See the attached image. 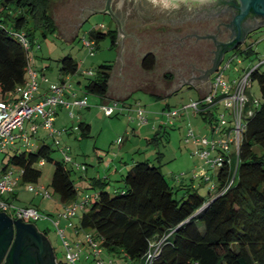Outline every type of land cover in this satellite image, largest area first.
I'll list each match as a JSON object with an SVG mask.
<instances>
[{
    "label": "trees",
    "instance_id": "obj_1",
    "mask_svg": "<svg viewBox=\"0 0 264 264\" xmlns=\"http://www.w3.org/2000/svg\"><path fill=\"white\" fill-rule=\"evenodd\" d=\"M53 1L0 0L3 100L15 99L17 87L28 80V53L36 31L40 29L43 34L56 31L50 12ZM20 33L25 34L29 49L17 37ZM89 33L94 45L106 36L113 46L116 43V30ZM251 52L252 45H246L245 49L235 51L234 57ZM153 62L154 56L148 54L142 66L148 70ZM59 71L77 74L79 64L66 56L60 60ZM112 71L113 65H100L95 75L87 76L86 93L107 97ZM252 81L259 86L260 98H253L248 91L238 149L232 151L231 144L228 154L217 155L222 159L215 167L216 183L205 197L199 194L193 181L186 183L177 178L171 184L160 165L149 160L135 162L112 192L107 189V180L93 179L90 185L96 191L76 229L93 232L100 249L123 259L124 264H264V71L260 66L252 70ZM196 114L207 121L214 135H218L216 131L228 133L233 129L232 117L224 129H218L219 119L213 123L211 106L206 105ZM79 129L81 138L89 136V124L81 122ZM166 133V129L156 133L149 142L165 137ZM51 149L50 144L43 143L36 152L15 153L10 160L23 171L22 180L27 184L39 181L40 161L53 162L55 171L48 187L52 189L51 196L65 208L74 204L78 190L71 170L65 162L52 158ZM200 177L207 182L211 180L206 173Z\"/></svg>",
    "mask_w": 264,
    "mask_h": 264
},
{
    "label": "rangeland",
    "instance_id": "obj_2",
    "mask_svg": "<svg viewBox=\"0 0 264 264\" xmlns=\"http://www.w3.org/2000/svg\"><path fill=\"white\" fill-rule=\"evenodd\" d=\"M65 1L69 0H54L50 6L53 20L59 28L56 4ZM112 20L113 19L108 15L93 13L89 18L81 21V27L78 29V34L77 36H74L72 40L60 36L57 30L55 32H47L46 34H43V32L38 29L36 31L32 48L29 49L28 53L31 66L38 73V81L41 80L45 86H50L52 83H58L60 60L66 56H70L79 64L80 71L91 70L95 75L100 65L107 64L113 65V74L116 56L119 54V48L117 49L112 45L113 43L111 42L110 37L106 36L103 39L96 41L93 54L91 53L90 48L84 44V40H94L89 33L91 31L93 34H106L109 31H114ZM256 40V43L251 41L247 44V46L252 45V52L249 55L238 54L237 57H234V52H229L226 55L222 62V75L226 82H230L233 77L236 78L242 76L244 70H247L248 68L252 69L259 65L260 62L264 61V34H260ZM245 48L246 47L243 49ZM260 70L264 71V64L260 65ZM43 72H45L46 79L42 80ZM71 85L75 88L77 86L76 84H73V82H71ZM248 91L253 98H260V90L256 81L250 83ZM153 95L159 97L156 99ZM153 95L148 94L143 90H135L125 98V101L129 103L139 102L145 111V108H147L149 114L147 111L146 114L148 118H151V123L160 121L159 119L161 116L165 118V121L162 124L164 125V128L167 129L168 133H166L165 137L158 138L157 141L149 142L148 140L142 139L143 144H138L136 146H133L130 142L134 139L132 137L127 145L132 146L134 150L138 148L140 153H130L129 157L133 160H130L129 162H141L147 158V160L155 165L161 166L163 173L171 184L177 182V178L186 183L193 181L196 187H198L199 194L202 197H205L209 188L216 183L215 174L217 173V169L208 167L204 164L205 161L196 155L197 148L194 150L192 147V144L195 143L193 138L188 137V131L191 129L194 131L196 137H206L211 142H218L219 135L223 134L219 133V135H216L214 138V132L210 129L207 121H205L201 115L195 114L192 109L186 108L192 102L200 100L198 91L195 90L191 84H183L175 92L167 96ZM87 97H89L90 100L89 107H75L71 105V109H61L59 115L55 116V118L62 123L60 128H57L56 126L54 127L56 136L53 137L50 135L49 130L46 129L40 133L44 138H47L48 144L51 145V155L55 161L64 163L65 154L71 157L72 162L65 163L64 165L67 169L71 170L72 179L77 185L80 183L79 176L81 174L84 176L88 173L90 177L95 173L97 170L96 168L99 165H102V169L104 170L106 168L104 161L113 159L112 156L116 152L119 153V158L115 159V161L123 160V157H126V149L124 150L123 148L120 150V145L116 143L117 138L112 142L114 139L113 137L117 136L119 130L126 124L130 123L132 125L135 123L137 126H140L137 121L134 123L129 122L127 112L121 117H106L99 106L95 107L92 105V102L96 97L91 94H87ZM0 100H2L1 95ZM6 100L9 101L11 99L6 98ZM72 101H70V103H72ZM162 109L178 111L179 115L176 118L169 119L166 116V113L169 110H167L165 114H162L160 111ZM152 111L160 112H158L159 114L157 113L154 115L151 114ZM211 111L213 112V123H216L214 122L215 119H219L223 114L226 115L225 119L227 122L231 120L229 112L225 109L224 100H220L211 106ZM70 112H73V117H71ZM130 112L134 114V110H130ZM78 115L79 117L80 115H86L88 119L93 121L92 132L86 138H81L79 131L76 130V125L79 119ZM171 120L173 124L175 123L174 126L173 124L169 125V121ZM230 124H232V122ZM225 138L226 137H223V139ZM41 140L40 137L36 136L35 138H31L29 143L19 141L14 145L9 146L3 152H0V168L7 164L9 170L17 172V167L11 162L10 157L14 156L15 153L21 154L25 152L28 154L30 151L36 152L42 145ZM236 148V144H232V151H235ZM219 149L220 145L218 144L216 148L217 151H213L211 156H215L219 153ZM160 153L164 154V157H161L162 155ZM82 164L86 165L87 171L81 170L83 166ZM38 166L42 175L37 183L24 184L19 186V188L17 187L20 190L18 198L9 195H5L3 198L5 200L9 199V202L20 207L38 208L33 205H39L40 211L43 212V215L46 216V218H41L36 224L38 228L46 234L50 241L51 247L57 258V264H65V247L63 239L54 222L58 221L60 223V228L65 231V239L71 245H75L79 240H84L85 232L81 229L82 233L79 235L75 232L76 228L68 226L67 223L69 220L62 217L64 207L54 197H43L42 193L37 195L35 192H30L28 190L29 185H33L35 188L42 185L47 187L48 191L52 193V189L48 186L51 183L55 171V164L44 160V163L39 164ZM193 167L198 168L196 174L191 172ZM3 172H0V176ZM203 172L206 173L207 177L211 178L210 181L207 182L205 178L203 179L204 181L200 179L201 173ZM118 181L119 180L116 179L109 182V185H107L108 191L112 192L114 187L120 184ZM95 191V189H87V196L78 200L76 208L78 211L77 215H82V213L88 209L86 205L81 206V204L87 199L86 197L92 199V195ZM32 202H34L33 205ZM71 219L75 222L77 221V216ZM72 231L74 232L73 235ZM83 248L81 264H95L96 261L94 260L92 249L88 245L83 246ZM89 254L90 258L87 259ZM101 254V259L105 264H110L111 262L113 264H124L123 259L109 256L103 251Z\"/></svg>",
    "mask_w": 264,
    "mask_h": 264
},
{
    "label": "built area",
    "instance_id": "obj_3",
    "mask_svg": "<svg viewBox=\"0 0 264 264\" xmlns=\"http://www.w3.org/2000/svg\"><path fill=\"white\" fill-rule=\"evenodd\" d=\"M21 43L26 49H29L28 40L25 37V34L20 33L17 35ZM84 44L88 46L93 54L94 51V42L84 40ZM261 64H264V61L260 62L259 65L255 66L257 68ZM228 66V65H227ZM246 71L239 78H237L232 84L226 82L222 75V64L219 67V70L214 74L211 82V92L205 96L204 99L199 101H194L189 104L186 108L192 109L196 114L205 109L206 105L213 106L220 100H224L225 109L228 110L231 114L233 120V129L228 133L222 131H216L219 135V141H209L206 137H196L193 130L188 131V137L194 139L195 143L201 145L196 151V155L202 158L205 161V164L210 167H217L221 161V157L217 155H222V152L225 154L229 153L231 144H236L237 149L239 145L240 136L244 129L242 117L244 113L245 105L248 101V88L250 85V75L252 70ZM84 75L92 76L93 71H84ZM27 77L28 80L24 85H20L16 89L17 97L15 99L0 100V152L6 150L9 146L14 145L15 142L22 137L25 142L29 143V138L22 134L24 124L28 120L40 119L41 126L49 130L50 135L53 137L56 136L54 130V122L57 111L61 107L69 108L71 105L78 107H87L88 98L86 96L82 98H74L72 103L67 102L65 99L68 86L66 83L60 84H51L47 92L38 100L35 101V94L39 89L38 84V73L32 68L30 64V58L28 59L27 66ZM220 98V99H217ZM135 104V105H134ZM136 108V109H134ZM185 108V109H186ZM101 109L105 116L113 117L119 116L127 112L128 120L130 122H138V125L144 126L149 123V118L146 114V111L143 109L139 102H135L131 105L119 102H107L101 106ZM130 110H134V114L130 113ZM179 115L178 111L169 110L166 113V116L171 118H176ZM169 124L172 125V120L169 121ZM225 115L223 114L219 118V124L217 125L218 129H224L227 125ZM34 134L37 131V126H33L31 130ZM226 131V130H225ZM223 137H226L223 139ZM122 138L117 139L116 143L120 144ZM220 145L219 153L215 156H211L213 151H217V145ZM65 163H71L72 159L70 156L65 154ZM44 161H40L39 164H43ZM83 171L86 169L85 166L81 168ZM23 171L17 169V172L13 170H6L0 176V211L6 213L13 219H20L24 222L36 223L41 218H46L41 211L35 207H20L16 206L13 203L5 200L3 197L5 195H13L15 188L18 186L22 179ZM30 192H35L36 194H43V197H51V193L48 191L47 187L40 185L38 188H35L33 185L28 186ZM77 204L67 206L64 208L62 217L70 220L73 217L77 216ZM88 204V200H85L81 206ZM60 236L63 239L65 247V264H81L83 246L88 245L92 249V254L94 256L95 264H105L101 259L102 250L100 249L99 243L95 240L93 232L85 231V239L79 240L75 245H71L65 239V231L60 228V223L54 222ZM90 258V254L87 256V259ZM151 258V255H150ZM112 264V263H110Z\"/></svg>",
    "mask_w": 264,
    "mask_h": 264
},
{
    "label": "water",
    "instance_id": "obj_4",
    "mask_svg": "<svg viewBox=\"0 0 264 264\" xmlns=\"http://www.w3.org/2000/svg\"><path fill=\"white\" fill-rule=\"evenodd\" d=\"M198 1L203 3L204 0ZM85 2L86 0H69L56 4L60 32L69 40H72L81 24V8L85 6ZM240 2V19L249 15L264 17V0H240ZM96 13L101 14V12ZM157 13V22H149L148 24L144 22L139 25L140 29H143L141 30L143 32L138 37L139 41L133 39L124 41V36L128 33V26L126 27V32L121 25L119 26L118 30L121 37V39L119 37V54L116 56L114 72L111 76L108 98L124 99L135 90L167 96L175 92L182 84H191L198 91L200 99H204L211 92L209 81L211 74H215L219 70L225 54L234 48L222 52L221 59L215 63V68L207 74L206 80L188 74L177 75L176 71L170 67L181 66L178 63L179 56H185L187 60L190 57H194L198 45L203 43L200 42L196 45L194 39L187 40L185 49L179 52L178 42L182 32L179 31L177 33L179 24H171V19L176 18L175 14L171 13V11H160ZM155 14V12H150L143 14V16L147 17ZM261 27H264V24L258 28ZM165 29L168 30L164 31ZM190 45L191 47H189ZM208 45L211 46V44ZM150 50L156 52L159 62L156 66H151L147 70L142 66V58ZM29 240L38 245V258L32 255L28 256L29 249L27 244ZM8 250L7 264H43L44 258L42 254L46 251L50 256L49 262L57 264L50 241L37 232L35 225L20 219H13L0 211V254L6 253Z\"/></svg>",
    "mask_w": 264,
    "mask_h": 264
},
{
    "label": "flooded vegetation",
    "instance_id": "obj_5",
    "mask_svg": "<svg viewBox=\"0 0 264 264\" xmlns=\"http://www.w3.org/2000/svg\"><path fill=\"white\" fill-rule=\"evenodd\" d=\"M240 6V0H204L203 3L198 0H86L85 6L81 8V18L82 20L87 19L93 13L101 12L113 19V29L117 31V37H120L119 26L121 25L125 32L128 26V33L125 34L124 41L127 39L139 41L138 37L143 32L141 31L143 29L139 27L141 23H155L158 21L157 12L171 11L176 16L175 19H171V24H179L177 33L182 32L178 42L179 52L185 49L187 40L194 39L196 45L200 42L203 44L198 45V49L194 53L195 56L190 57L189 60L185 56H179L178 63L181 66L169 67L176 71L177 75L188 74L206 80L207 74L215 68V63L221 59L222 52L230 48H234L230 52L240 50L264 32V27L258 28L264 24V17L249 15L240 19ZM150 12L156 14L143 16ZM228 53L225 54L224 59ZM148 54L154 56L152 66H156L159 62L156 52L150 50L146 55ZM213 76L214 74H211L209 80ZM30 224L35 225L37 232L48 240L46 234L38 228L36 223ZM27 247L29 249L28 256L37 257L38 245L29 240ZM8 254L9 250L0 254V264H7ZM42 255L43 264H52L49 262L50 256L47 251Z\"/></svg>",
    "mask_w": 264,
    "mask_h": 264
},
{
    "label": "crops",
    "instance_id": "obj_6",
    "mask_svg": "<svg viewBox=\"0 0 264 264\" xmlns=\"http://www.w3.org/2000/svg\"><path fill=\"white\" fill-rule=\"evenodd\" d=\"M81 27V24H80V26H79V28ZM78 28V29H79ZM56 30H57V32L59 33V35L60 36H63V37H65V38H67L63 33H61L60 32V28L56 25ZM77 34H78V30L75 32V34H74V36H77ZM261 35L262 34H264V32H262V33H260ZM259 34V35H260ZM258 35V36H259ZM73 36V37H74ZM257 36V37H258ZM257 37H256V39H257ZM68 39V38H67ZM254 40L253 42H257V40ZM114 47L115 48H119V37H117L116 38V43L114 44ZM249 69V68H248ZM248 69L247 70H244V72L243 73H245L246 71H248ZM89 71H91V70H89ZM83 70H79L78 71V73L77 74H74V75H67V74H61L60 73V71H59V73H58V83H56V84H60V83H66L68 86H70L69 87V89H67V93H66V96H65V99H66V101L67 102H70V101H72L75 97L76 98H82V97H84V96H86L87 97V94H90V93H86V91L84 90V85H85V83H86V78H87V76L86 75H84L83 74ZM240 76V75H239ZM82 77V78H81ZM84 77V78H83ZM213 78V77H212ZM212 78L209 80L210 81V84H211V82H212ZM237 78H239V77H233V78H231V80H230V82H228L229 84H232ZM43 79H46L45 78V72H43V74H42V80ZM37 80H38V78H37ZM71 82H73V84H76L77 86H76V88L74 87V86H72L71 85ZM69 83V84H68ZM38 84H39V89H38V91L36 92V94H35V101H38L46 92H47V90H48V88H49V86H45L42 82H41V80H39L38 81ZM52 84H55V83H52ZM183 85V84H182ZM181 85V86H182ZM91 95H93L94 97H96V99L95 100H93V102H92V105L93 106H99L100 108H101V106L104 104V103H107V102H119V103H123L124 101H122V100H125V98L124 99H110V98H108V97H105V98H101V97H99V96H97V95H94V94H91ZM153 95V94H152ZM251 95V94H250ZM156 99L159 97V96H155V95H153ZM88 98V105L90 106V100H89V97H87ZM125 104H128V105H131V104H133V103H129V102H124ZM135 103V102H134ZM89 106H87V107H89ZM76 107V106H75ZM78 107V106H77ZM65 107H61V108H59L58 109V111H57V114H56V116H58L59 115V113H60V110L61 109H64ZM65 109H67V108H65ZM68 109H71V106L68 108ZM146 109V111L148 112V114H149V111H148V109L147 108H145ZM167 110H169V109H162V110H160L161 112H162V114H165V112L167 111ZM160 111H158V112H160ZM157 111H152V113L151 114H157L158 113ZM102 113V112H101ZM131 113V112H130ZM70 114H71V117H73V112H70ZM80 114V113H79ZM126 113H124V114H122V115H119V116H114V117H121V116H124ZM159 114V113H158ZM105 115V114H104ZM78 117H79V115H78ZM107 117V116H106ZM75 119V118H74ZM165 118H163L162 116L160 117V121H155L154 123H151V118H149V123L147 124V125H144V126H137L134 122V124H126V125H124L120 130H119V132H118V134H117V136H115V137H113L114 139L112 140V142L117 138V139H119V138H122V141H121V143L119 144L120 146H119V148H120V150H122L123 148H124V150L126 149V151H125V153H126V157H123L124 159L123 160H118V161H115V159H118L119 158V153L118 152H116L113 156H112V158L113 159H110V160H105L104 162H105V165H106V170L104 169H102V165H99V166H97V170L95 171V173L93 174V175H91L90 177H89V175H88V173L86 174V175H80L79 176V181H80V183L77 185L76 183H75V185H76V188H77V190H78V195H77V197H76V199H75V201H74V204L75 203H77L78 202V200L80 199V198H83L84 196H87V192H86V190L87 189H90L91 188V185H90V183H92V181H93V179H103V180H107L108 182H112V180H119L126 172H127V170L128 169H130L133 165H134V163H130L129 161L130 160H133L132 158H130L129 157V154L130 153H136V152H138V153H140L139 152V149L137 148V149H133V147L132 146H129V145H127V143H129V140L133 137L134 139L133 140H131L130 142H131V144L133 145V146H136V145H142L143 144V142H142V139H145V140H151L154 136H155V134L156 133H159V132H162V131H164V125L162 124L165 120H164ZM81 122H85V123H87V124H89L90 125V133L92 132V129H93V121L91 120V119H88V117L86 116V115H83V116H81L80 115V117H79V119H78V122H77V125H76V130H78L79 131V133H81V130L79 129V125H80V123ZM130 122V121H129ZM72 124H74V123H72ZM155 126H154V125ZM175 124V123H174ZM170 125V124H169ZM33 126H37V131H36V133L34 134L31 130H32V127ZM59 127L60 128V126H62V123H60L59 121H58V119H56L55 118V122H54V127ZM131 126H132V128H131ZM174 126V125H173ZM42 129V130H41ZM75 129V128H74ZM44 130V128L41 126V120L40 119H38V118H36V119H33V120H28V121H26L25 122V124H24V127H23V130H22V134H25L28 138H29V141H30V139L31 138H35L36 136L37 137H40L42 140H41V142H42V144L43 143H47L48 144V140H47V138H44L43 137V135H41L40 133H41V131H43ZM167 130V129H166ZM154 132V133H153ZM122 136V137H121ZM216 137V135H214V138ZM19 141H25L22 137H20V139H18L16 142H19ZM15 142V143H16ZM195 143V142H194ZM192 147L194 148V150L197 148V150L199 149V147H200V145L198 144V143H195V144H192ZM138 150V151H137ZM161 157H164V154H162V156ZM145 160H147V158L145 159ZM83 166H85L86 167V165L85 164H82ZM1 170H0V172H5L6 170H9V168H8V165L6 164L4 167H1L0 168ZM18 169V168H17ZM78 169V168H77ZM197 169L198 168H195V167H193L192 169H191V172H194L195 174L197 173ZM82 170V169H81ZM83 171V170H82ZM84 171H87V167H86V169L84 170ZM202 174H205V172H203V173H201V175ZM24 184H27V183H25L22 179H21V181H20V183L18 184V188H19V186H21V185H24ZM15 188V192H14V194L13 195H10L11 197H14V198H18L19 197V193H20V190L18 189V188ZM37 195H39V194H37ZM87 199L86 200H88V201H91V199H89V197H86ZM91 198V197H90ZM33 203L34 202H32V205H33ZM33 206H36V207H38L39 208V210H40V207H39V205L38 204H35V205H33ZM42 212V211H41ZM43 213V212H42ZM77 213H78V211H77ZM81 216V214L80 215H77V221H75V222H73L72 221V219H70L69 220V222L67 223L68 224V226L69 227H74V228H76V225H78V222H79V217ZM72 221V222H71ZM66 226V225H65ZM83 230V229H82ZM82 230L81 229H79V230H77L76 229V231L75 232H77V234H79L80 235V233H82ZM84 232H85V230H83ZM73 231H72V235H73ZM83 250H84V248H83ZM55 253V252H54ZM56 260H57V258H56Z\"/></svg>",
    "mask_w": 264,
    "mask_h": 264
},
{
    "label": "clouds",
    "instance_id": "obj_7",
    "mask_svg": "<svg viewBox=\"0 0 264 264\" xmlns=\"http://www.w3.org/2000/svg\"><path fill=\"white\" fill-rule=\"evenodd\" d=\"M224 61V60H223Z\"/></svg>",
    "mask_w": 264,
    "mask_h": 264
}]
</instances>
